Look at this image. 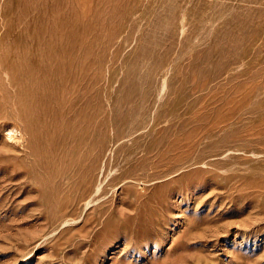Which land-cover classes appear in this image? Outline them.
<instances>
[{"label":"rangeland","instance_id":"rangeland-1","mask_svg":"<svg viewBox=\"0 0 264 264\" xmlns=\"http://www.w3.org/2000/svg\"><path fill=\"white\" fill-rule=\"evenodd\" d=\"M65 66L80 83L57 91ZM33 81L46 112L73 97L99 122L103 169L164 136L174 173L72 205L45 134L9 144L33 141L15 88ZM0 264H264V0H0Z\"/></svg>","mask_w":264,"mask_h":264},{"label":"bare ground","instance_id":"bare-ground-1","mask_svg":"<svg viewBox=\"0 0 264 264\" xmlns=\"http://www.w3.org/2000/svg\"><path fill=\"white\" fill-rule=\"evenodd\" d=\"M37 48L39 49V47H37ZM43 54H45V53L38 51L37 55L40 56ZM47 58L50 61L53 59V55L47 56ZM58 68L59 67L56 65L51 66V69H50L51 72L50 73L56 72V69H58ZM71 70H72L71 66H65L66 75L60 79H57V81L55 80V78L52 77L49 80L48 84L52 85V83H54V84L56 83L58 85L57 91H64V90L68 89V87H70V86L77 85L78 83H80V80L73 78L70 75ZM48 73H49V71H48ZM50 85H47V84L44 85L42 83L36 85V83H34V81H33V83H29V84H25V85H23V84L16 85L15 88H17L18 101L20 103L19 105H21L23 112L26 114V117H27V115L29 116V118H27L28 124H27V128H26V134L32 136L33 141H30L31 145H28L27 147H25L24 143L27 141L25 135L20 130L18 131L15 128L14 130L16 132V136H18L20 138V142H10L9 144L11 146L19 144L20 148H23V149L27 148L29 150L28 154L34 153L41 147V143L43 142V141L39 140L38 135L45 134L46 137L42 138V140H46L47 142H45V141L44 142L48 143L49 145L52 146V148L55 151V154H57V156L59 157V155L61 153H64V159H63L62 163L61 162L59 163V161H58L59 164H57V167H58L57 177L60 178L61 182H65V185L70 188V193L72 196V205L73 204H79L81 202H85L86 203L85 206H90V205H92V203L99 202L102 200L99 204L98 203L97 204L100 207L101 206L103 207L106 204L109 205V202L111 201V199L114 198L116 195L117 190L114 191V194L111 197L109 196V198L103 200L110 193V189H113L112 187L116 188V185H119V184L123 183L124 181L130 180V181H134V182H143V183H145V185L146 184H152L155 182L154 183V185H155L156 181L163 180L164 178H167L168 175L170 176L171 174L174 173V172H172L171 174L168 173L169 172L168 167H170V169H171V166H169L168 163L169 164L173 163L174 162L173 160L175 157L172 160L170 157H168V159H167V152L168 151L166 152V149H167L166 144L168 145V143H167L166 137H164V136L157 137V138L153 137L152 140L150 139V141H149L148 137L149 138L151 137L150 136L151 134H149L151 132H148L147 134L145 133L146 136H148L147 141H149V142H147L146 147L144 149L145 153H147L146 155H144V156H146L145 161L144 162L142 161L141 165H139L140 163L138 161H136L137 156H136V159H134L135 158L133 156L134 153L133 154L130 153V154H128L129 155L128 158L129 159L133 158L136 161V163L138 162V164L133 163L134 161H132L131 163L134 164L133 166L131 165V163L130 164L126 163L125 165H124V163H123V165L117 164V166H114V164L110 163L109 165H107L105 167V169H103L101 164L103 163V158H104L105 154H104L103 150L101 149L103 139H102V135L100 132L99 122H97L95 125H89V124L86 125L85 122L80 121V124L82 122V125H79V123L77 121H75V118L79 117L82 119L84 112L83 111L79 112V109L77 110V105H76L77 103L73 99V97H71L68 101H66L63 98L62 103H60L61 104L60 108L57 109L58 111L51 112V113L46 112L45 106H46L47 101H48V92L52 91ZM79 102H78V104H79ZM156 116H154V120L157 121L158 118H156ZM149 120H150V123L152 124L153 122H151V121H153V120H151V119H149ZM143 124H145L144 121L142 122V124H140V126L139 125L131 126L129 129V138L131 136H133L134 134L138 133L139 131L145 130L144 129L145 126H143ZM148 124H149V122H148ZM151 126L152 125H150L149 127L151 128ZM153 126H152V128H153ZM158 126H160V123ZM155 129L154 130L151 129V130L154 133H156ZM115 130L118 131L119 129L116 128ZM151 130H149V131H151ZM161 130H165V129L163 127H161ZM154 133L152 134L153 136H154ZM158 133H159V131H158ZM162 133H164V131ZM124 134H125V132H124ZM34 135H37V136L34 137ZM139 135H137V139L135 138L136 137L135 136L134 140H136V141L139 140L138 139ZM142 135L143 134H141V136ZM144 136L145 135H143V138H144ZM120 138H121V135H120ZM143 138H141V139H143ZM131 139L133 140V138H131ZM144 140H146V139L144 138ZM137 143H138V141H137ZM133 144H135V143H133ZM142 144H144V141ZM171 146H174V145H171ZM179 146H180V144H179ZM127 147L128 148L130 147L129 144ZM136 147L138 148L137 145H136ZM131 148H129V149H131ZM134 148H135V146H134ZM175 148H177V146ZM169 149L170 150L168 152V155H169V153L172 152L174 147H172V150H171V148L169 146ZM181 150H182V152L184 151L183 149H181ZM132 151H134V150H132ZM185 151H187V149ZM176 152H178V151H176ZM123 154H125V153H123ZM142 156H141V160H142V158L144 159V157H142ZM174 156H176V158H175V160H176L178 156L177 155H174ZM184 156H186V157H184ZM184 156H183L184 159L183 158H180V159H182L181 162H183V160H184V163H185L187 161L188 155L184 154ZM26 157H24V159ZM118 158H119V156H118ZM121 158H123V157L121 156ZM185 158H186V160H185ZM24 159H23V162H25ZM177 160L180 161L179 158ZM123 161H124V159H123ZM187 162H189V161H187ZM176 163H179V162H176ZM186 163H185V165H186ZM135 164H136V166H135ZM170 165H172V164H170ZM59 167H62V168H59ZM107 168H108V170H107ZM31 171L32 170H30L29 172H31ZM113 171H115V172L113 173ZM126 184L127 183H125V185ZM76 185H79V186L76 187ZM126 186L129 187V189H131L132 187L135 188L133 185L129 186L127 184ZM120 188H123V185H121L119 187V189ZM147 189L148 188H146V190ZM133 192H134V190H133ZM141 198L142 197L140 195H134L131 197V202H132V200H134L135 204L138 202L141 203V201H140V200H142ZM94 205L92 207H94ZM138 206H137V208H138ZM96 207H97V205H96ZM67 209H68V207L66 208V211H67ZM97 209H99V208L97 207ZM104 209L105 208H103V210ZM63 218H65V216ZM107 219H104V220H106L104 222H108ZM98 221H99V219H98ZM64 222H65V220H64Z\"/></svg>","mask_w":264,"mask_h":264}]
</instances>
